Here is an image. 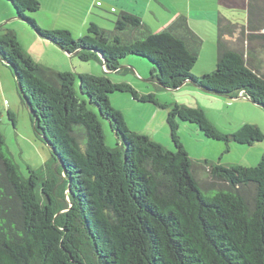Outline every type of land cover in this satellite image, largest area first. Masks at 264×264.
Here are the masks:
<instances>
[{
    "label": "trees",
    "instance_id": "16d2710c",
    "mask_svg": "<svg viewBox=\"0 0 264 264\" xmlns=\"http://www.w3.org/2000/svg\"><path fill=\"white\" fill-rule=\"evenodd\" d=\"M9 1L39 37L83 62L99 61L103 70L42 64L12 30L0 28V57L13 68L52 156L46 168L24 174L0 129V264H264V154L251 166L205 161L210 184L220 188L204 194L179 138L180 121L212 139L248 145L264 140L261 128L244 123L222 131L199 104L162 101L108 75L121 71L123 58L143 57L161 89L190 84L212 96L247 97L264 109V67L252 61L264 56V34H249L248 47L243 31L233 46L223 38L232 30L221 26L216 67L197 75L203 39L185 17L154 32L123 12L114 28L93 22L75 38L69 27L43 28L28 16L41 9L40 0ZM247 13L251 32L264 29V0H248ZM256 39L262 48H253ZM117 91L168 109L176 148L130 130L110 98ZM105 122L115 146L106 142Z\"/></svg>",
    "mask_w": 264,
    "mask_h": 264
},
{
    "label": "rangeland",
    "instance_id": "374dc122",
    "mask_svg": "<svg viewBox=\"0 0 264 264\" xmlns=\"http://www.w3.org/2000/svg\"><path fill=\"white\" fill-rule=\"evenodd\" d=\"M96 2L97 0H40L41 9L36 13H28V16L37 19L43 28L69 27L74 37L78 38L87 33L93 22L107 29L114 28L116 13L99 7ZM237 14L241 16L242 10H238ZM146 18V22L153 25L154 29L162 28L158 27L161 23L151 15ZM0 28L12 30L24 49L42 64L75 73H102L103 67L99 61L83 62L79 57L70 55L54 43L39 37L29 22L17 16L14 5L9 0H0ZM214 28L207 26L206 31L201 33L203 47L193 69V73L197 75L215 67L217 50ZM121 66V71L108 73L113 80L128 82L140 92H154L162 101L199 104L222 131L233 132L244 123H252L259 126L264 133V109L247 97L230 99L225 96H212L190 84L175 90L161 89L151 79L152 62L143 57L127 56L121 60ZM206 66L208 67L204 71ZM110 98L112 104L123 112L130 130L150 135L170 149L176 148L167 123L168 109L135 100L130 92L117 91L110 94ZM104 127L107 144L115 146V133L107 122ZM0 129L5 136L7 151L24 174L29 173V167L46 168L51 163V149L36 133L31 111L20 96L14 70L1 57ZM179 138L188 155L195 161V176L204 194L220 188L210 184L212 179L205 161L225 166H251L258 164L264 154V140L252 145L233 140L227 143L206 136L196 124L190 122L180 121Z\"/></svg>",
    "mask_w": 264,
    "mask_h": 264
},
{
    "label": "crops",
    "instance_id": "0c3cea01",
    "mask_svg": "<svg viewBox=\"0 0 264 264\" xmlns=\"http://www.w3.org/2000/svg\"><path fill=\"white\" fill-rule=\"evenodd\" d=\"M96 4L116 14L123 12L134 13L154 32L163 30L178 17H185L188 20L189 26L200 36L202 32L206 31L205 29L207 26L211 28L215 27L216 50L221 26L230 29V31L232 30V32L225 31L223 38L233 46L239 43L243 31L245 32L244 38L247 41L244 40L248 47L249 34H264V29L261 28L255 32H251L248 29V0H97ZM238 10H242L243 14L241 16H238ZM149 15H151L153 19L159 21L161 25L159 24L158 27L162 28L154 29L153 25L146 22V17ZM53 19H55V17H53ZM256 40L253 48H262L260 44H263V42L258 39ZM263 57L264 56L260 55L257 59H253L252 61H254V64L257 66L263 68ZM207 67L208 66L204 68V71H206ZM262 71L264 72V69Z\"/></svg>",
    "mask_w": 264,
    "mask_h": 264
}]
</instances>
